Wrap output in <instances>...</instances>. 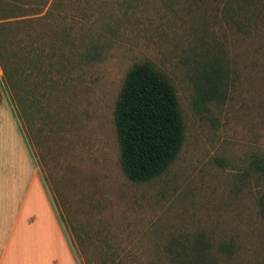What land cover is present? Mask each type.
Instances as JSON below:
<instances>
[{"label": "rangeland", "instance_id": "1", "mask_svg": "<svg viewBox=\"0 0 264 264\" xmlns=\"http://www.w3.org/2000/svg\"><path fill=\"white\" fill-rule=\"evenodd\" d=\"M47 1L25 6L39 14L1 20L26 21L4 37L43 42L25 116H16L1 70L0 89L67 241L71 263L58 235L50 263L169 264L176 241L202 235L217 264H264V0H231L227 10L135 0L128 11L125 0ZM91 43L100 57L80 60ZM207 54L228 60V96L197 107L195 73ZM141 61L175 87L184 138L162 174L133 182L120 166L114 107Z\"/></svg>", "mask_w": 264, "mask_h": 264}, {"label": "trees", "instance_id": "2", "mask_svg": "<svg viewBox=\"0 0 264 264\" xmlns=\"http://www.w3.org/2000/svg\"><path fill=\"white\" fill-rule=\"evenodd\" d=\"M133 1L135 0H125L126 11L132 7ZM167 1L170 4L175 2ZM191 1L197 2L187 0L188 7ZM229 1L231 0H198L201 4L222 2L226 10L229 8ZM238 1L240 0H235ZM0 7L1 84L9 93V100L19 118L25 116L29 106L28 97L40 83V74L33 72V66L41 65L44 60L40 51L43 42L37 39L21 42L4 37V33L11 34L23 29L25 20H21L20 25L14 23L13 26L1 20L7 17H24L26 12L39 14L40 10H26L12 0L2 1ZM48 11L49 9L45 14ZM97 45L91 43L88 47L85 46L78 55L79 59L86 62L97 60L100 57ZM24 64L32 68L26 72L22 69ZM229 84L230 67L225 56H202L195 73L194 105L203 107L206 103L223 102L228 96ZM114 125L120 166L126 177L133 182H146L159 176L178 154L184 138V122L178 96L171 81L151 63L137 62L127 70L115 102ZM262 171L264 173V163ZM175 243L177 244L168 249L171 257L169 264H217L211 244L204 236L193 237L187 243H182L181 240Z\"/></svg>", "mask_w": 264, "mask_h": 264}, {"label": "crops", "instance_id": "3", "mask_svg": "<svg viewBox=\"0 0 264 264\" xmlns=\"http://www.w3.org/2000/svg\"><path fill=\"white\" fill-rule=\"evenodd\" d=\"M12 1L22 4L24 9L31 3L30 0ZM41 1L43 4L47 0ZM7 106L0 89V264H51L52 259L58 258L50 255L51 243L58 240L57 235L71 263L67 241L51 200Z\"/></svg>", "mask_w": 264, "mask_h": 264}]
</instances>
